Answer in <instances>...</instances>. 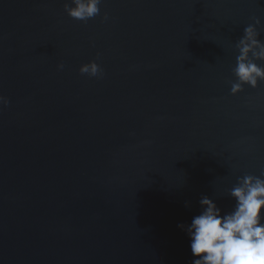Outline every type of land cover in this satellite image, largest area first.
Returning <instances> with one entry per match:
<instances>
[{
  "label": "water",
  "instance_id": "obj_1",
  "mask_svg": "<svg viewBox=\"0 0 264 264\" xmlns=\"http://www.w3.org/2000/svg\"><path fill=\"white\" fill-rule=\"evenodd\" d=\"M64 4L0 0V264H192L177 224L264 172V81L229 92L264 0Z\"/></svg>",
  "mask_w": 264,
  "mask_h": 264
},
{
  "label": "clouds",
  "instance_id": "obj_2",
  "mask_svg": "<svg viewBox=\"0 0 264 264\" xmlns=\"http://www.w3.org/2000/svg\"><path fill=\"white\" fill-rule=\"evenodd\" d=\"M100 3L101 0H71V4L63 7L69 17L87 21L101 14ZM103 18L107 19L106 13ZM260 24V18L253 17L233 44L236 55L231 95L243 91L244 85L256 88L264 81V65L257 63L264 61ZM63 68L62 62L57 63V69ZM78 72L100 77L103 68L96 59H89L79 65ZM0 100L5 106L9 104L6 96L0 95ZM228 195L234 200L230 211L222 212L205 195L199 200L200 213L190 223L177 224L189 238L192 264H264V172L237 177Z\"/></svg>",
  "mask_w": 264,
  "mask_h": 264
}]
</instances>
